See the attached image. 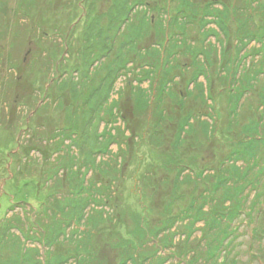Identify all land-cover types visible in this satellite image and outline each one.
Here are the masks:
<instances>
[{
    "label": "rangeland",
    "instance_id": "obj_1",
    "mask_svg": "<svg viewBox=\"0 0 264 264\" xmlns=\"http://www.w3.org/2000/svg\"><path fill=\"white\" fill-rule=\"evenodd\" d=\"M133 2L120 26L110 14L123 16L124 5L113 0H0V264H51L64 252L72 264H121L135 247L139 264H149L160 254L155 244H165V264H264V140H256L264 137V0ZM100 12L90 31L89 16ZM115 78V116L103 108L95 117ZM71 125L82 144L97 126L100 140L106 129L116 136L97 171L72 139L53 141L52 129ZM236 150L245 158L240 172ZM66 156L76 165L68 169ZM88 170L85 185L95 179L112 190L95 193L102 203L91 202L81 223L64 220L80 210L67 201ZM224 176L235 199L217 211L230 218L245 210L230 227L203 221L192 230L186 220L168 240L154 235L182 211L201 213L207 195L224 196L214 187Z\"/></svg>",
    "mask_w": 264,
    "mask_h": 264
},
{
    "label": "trees",
    "instance_id": "obj_2",
    "mask_svg": "<svg viewBox=\"0 0 264 264\" xmlns=\"http://www.w3.org/2000/svg\"><path fill=\"white\" fill-rule=\"evenodd\" d=\"M32 2H34V1H36V0H31ZM118 2L119 3V5H124V15L122 16L121 15V17L119 16V14H121V12H119L118 13V15H116L115 13H114V8H113V12H112V14H110V18L112 19V25H114V24H119L120 26L123 24V23H125L126 21H127V19H128V17H130V14H131V10H132V8L133 7H135L137 4L135 3V2H133V4H132V6L130 5V0H113V2ZM255 2H257V1H255ZM139 5V4H138ZM211 10H212V13H213V11H216L215 9H214V7L213 6H211ZM217 11H220V14H221V12L222 11H229V10H227L226 8H224V9H220V10H217ZM29 13V12H28ZM25 14H27L26 12L24 13V15ZM105 14V13H104ZM102 17H103V13H98V14H96L95 15V17H90L89 16V19L88 20H91L92 22L88 25V29H90V31H94V30H92V28H93V24L95 23L96 25L98 24V23H101L102 21ZM177 18V17H176ZM121 19V20H120ZM118 20V21H117ZM216 19H211L209 22H213V21H215ZM23 21H25L24 19H23ZM224 25H225V27H224V29L226 30V28H227V23H226V21L224 20ZM210 24H213V23H208V22H206V25H210ZM63 35V32H61V36ZM63 37V36H62ZM65 39H66V37H65ZM262 39H264V38H262ZM90 45H92V44H88L87 46H85V48L87 47L88 49H92V46H90ZM247 46V45H246ZM55 60V59H54ZM95 61H97V60H95ZM94 61V62H95ZM93 65V64H92ZM58 68V67H57ZM121 69V68H120ZM129 69V68H128ZM148 73H151V71H149ZM199 75H204L203 73H202V70L199 72V74H198V76ZM197 78V77H196ZM195 78V79H196ZM253 79H254V77L252 76V77H250V78H247V79H244L243 80V78L241 79V81H240V83L242 84V85H246V83L247 82H251V84H252V81H253ZM116 78H115V80H113L112 81V84H111V86L108 88V93L106 94V92L105 93H101V96L103 97V99H105V102H107L106 104H101L102 105V108H101V106H99L95 111H94V116L95 117H98L100 114V116H103V112H106V113H108V114H106L105 113V115H109V117H113V116H115V110L118 108V104H116L117 102L115 101V103H114V101L113 102H109V98H110V93L111 92H113V89H114V83L116 82ZM142 80V81H141ZM141 80H139V83H142V82H144V80L143 79H141ZM238 80V77L236 78V81ZM166 81V80H165ZM196 81V80H195ZM167 82H168V80H167ZM166 83V82H165ZM237 83H238V81H237ZM164 89H162L161 91L163 92L164 90H166V86L167 85H165L164 84ZM102 89V87H100L99 89H96L94 92V95L95 94H97L98 92H100V90ZM103 90V89H102ZM160 91V92H161ZM249 90H247L246 92H248ZM237 92V91H236ZM238 94L237 95H242V96H244V92H240L239 90H238ZM233 93H235V92H233ZM237 99H241V97H238ZM145 106V108L147 109V107H146V105H144ZM137 107V110H135V111H139V107H140V102H139V105H137L136 106ZM104 108V111L103 112H101V111H99L98 113H97V111L98 110H101V109H103ZM37 114V113H36ZM105 118L106 117H103V118H101V122L103 121V120H105ZM96 119H98V118H96ZM95 119V120H96ZM113 123V122H112ZM63 128H61L59 131H56L55 132V130H58V129H52L51 130V132L52 131H54L53 133L55 134V139L53 140V141H55V140H57V139H62V141H59L58 143H64V141H66L67 139H72V143L73 144H75L77 147H81V149H82V153H84L85 155L84 156H82V163L84 164V165H89L90 164V169L89 170H96L97 171V168L100 166V165H97L96 164V159H97V157H98V155L99 154H103V153H105V152H107V151H110L109 150V146L114 142V140L116 139V136L114 135V133H112L111 131H109V129H106L105 131H103V133H106V136L103 138V139H99V135H98V126H97V128H96V130L94 131V140L93 141H91V142H88L87 141V136H89L87 133H85L83 136H84V144L85 143H87V146L88 145H90V144H92L93 146H95V147H97V148H95L94 150H93V148L92 149H89L88 151H85L84 149H85V147H84V144H82V143H80L79 142V140H78V134H77V131H78V129H77V127L76 126H72L71 125V127L70 126H62ZM78 136V137H77ZM73 137H76V138H73ZM53 139V136L52 135H50L48 138H47V140H48V144L49 145H51V140ZM242 140H245V139H242ZM252 141H250L251 143H253V138L251 139ZM256 140H264V137L263 138H258V139H256ZM32 141V140H31ZM246 141H249V140H246ZM256 142V141H255ZM251 143H249V144H247L248 145V147L250 146V144ZM258 143H260L259 141H258ZM70 144L71 143H69L68 144V146H70ZM67 146V147H68ZM60 148H62V146H59V150H60ZM65 152V151H64ZM252 152V151H251ZM66 153V152H65ZM233 154H235V156L234 155H232V157L234 158L235 157V160H234V163H233V165H235V166H237V169L239 170V172L240 171H243V165L242 166H239V165H241V164H238L241 160L242 161H244V159L245 158H243V156H242V153L241 152H238V150H236V151H234L233 152ZM81 157V156H80ZM80 157H78L79 159V161H80ZM67 163H69V167H68V169L70 168V167H72V164L73 165H76L75 164V161H74V158H72L71 159V161H69V158H68V156H66V157H64L63 158ZM68 166V165H67ZM58 168H60V167H58ZM236 168V167H235ZM251 168H253L252 166H250V167H248V169H251ZM89 170H88V172L86 173V174H84L82 177H80L79 178V184L75 187V190L77 191L76 192V194H78V196L76 195V196H74V197H77L76 199H71L70 201H67V202H69V203H72V205H73V207L74 208H80V210H77V211H74V212H72V213H69V214H67V215H69V216H67L66 217V219H64V220H72L73 219V223H79L80 221H82L83 219H84V217H85V212H84V210L85 209H87V207H88V205L91 203V202H95L96 203V205H100L102 202H100L99 200H98V198H97V196H96V194L95 193H98L99 192V189H105L106 187H109L110 189L112 188L111 187V184H109V185H107L106 187H104V188H99L98 187V180H95V179H92L93 181H95L96 183L94 184V183H91V185H89L88 183L85 185V181H84V176L85 175H87L88 173H89ZM100 169H98V171H99ZM100 172H101V175H103V177H105V173H102V171L100 170ZM181 175H182V173H180L179 174V176L181 177ZM178 176V177H179ZM243 177V173H242V176H241V178ZM53 180H54V178L53 177H51ZM43 183H44V185H45V182L44 181H42ZM89 182V181H88ZM227 182H231L230 181V177H228V176H224V180H222L220 183H217V184H215V186L214 187H218V188H220V190L221 189H225L226 190V192H225V194H224V196H223V194L221 195V197H219V198H212V199H210L209 198V195H207L206 196V199H205V201H203L202 202V204H200L201 206L199 207V210L200 211H202L201 213H196V216H193L192 214H189V212H187V211H182V213L180 214V215H177V216H173V217H171L170 218V220H172V222H170V220H169V223H167L163 228H159V230H155V233H154V235L156 234V236L157 235H159L160 233H165V235H164V238H165V240H168V239H170L171 238V234H172V232H171V229L176 225V223L177 222H179V221H188L187 223L189 224V226L191 227V229L192 230H194V229H197L196 227H195V225L198 223V222H203L204 221V223H205V226L207 227V228H220L221 227V225H222V223H226V225H227V227H230L231 225V223L232 222H230V220L234 217V216H236V215H238V213H237V211L238 212H240V214L241 213H244L245 212V210L243 209V208H241V207H238V209H237V211L236 210H234V213L235 214H233V216H231L230 218H225V217H223V216H221V215H223L224 214V211H222V213L220 214L219 212V210L217 211V209L218 208H220V207H222L223 209H226V208H228V206H226L227 205V202H229L230 201V203H233L234 202V200H233V198L235 197H233L232 195H230V187H228V188H226L227 186H229L230 185V183H227ZM42 183V184H43ZM112 190V189H111ZM74 192V191H73ZM72 197V196H71ZM102 199V198H101ZM235 199V198H234ZM232 201V202H231ZM111 201H110V199H107L106 201H105V203H109L108 205H111L112 203H110ZM237 202H238V204L240 203V200H237ZM238 204H237V206H238ZM207 205H212L211 206V209H208V210H206V206ZM213 205H214V207H213ZM220 205V206H219ZM240 206V205H239ZM213 207V208H212ZM234 208H235V206H234ZM236 209V208H235ZM67 210H69V207L67 206ZM66 210V211H67ZM213 213H215V215H216V218H215V220L213 221L212 220V223L210 222L211 220H210V218L212 217V215H213ZM227 216V215H226ZM238 217V216H237ZM236 217V218H237ZM75 220V221H74ZM233 220V219H232ZM70 223V222H69ZM81 223V222H80ZM88 223V222H87ZM83 224V223H82ZM69 226H71V223L69 224ZM193 227H194V229H193ZM201 228V227H200ZM205 228V227H204ZM198 230V229H197ZM200 230V229H199ZM256 231H257V228H254V233H256ZM264 231V230H263ZM170 234V235H169ZM175 234L173 233V236H174ZM173 236H172V238H173ZM223 237V236H222ZM84 241V240H83ZM155 241V240H154ZM155 242H157V241H155ZM169 244V242L167 243V245ZM224 244V242H223V240H222V242L221 243H219V246H218V249H220V246L221 245H223ZM163 245H165V244H163ZM163 245H160V244H155V246H153L152 248L154 249V250H159V252H160V254L158 255L157 253L154 255V257L153 258H158L159 260L161 259L162 261H164L163 263H160V264H165V262L168 260L167 259V256H164L163 255V253L162 252H164L163 250H162V247L161 246H163ZM6 246V245H5ZM89 243H85L84 244V247H80L79 248V250L81 249H83L82 251L80 250V252H85V254L84 253H82V254H79V256L80 255H82V256H80V259H82V260H89V259H87V254L89 253V251H90V248H89ZM173 246V245H172ZM164 249V248H163ZM137 247H135L134 249H133V254L132 255H130L129 256V258H126V259H124L123 260V262H121V264H139V262L137 261V258H136V253H137ZM221 251H223L224 249H220ZM221 251H220V253H221ZM172 253H174V252H172ZM66 253L64 252L62 255H63V259H61V260H58L57 262H54V263H51V264H72L70 261L72 260V259H75V258H72L71 259V257L69 256V255H65ZM67 256V257H66ZM78 256V257H79ZM78 257H77V259H78ZM171 257V256H170ZM156 259H152L151 257H149V258H146L145 259V261H148L149 262V264H153L154 263V261L156 260ZM167 259V260H166ZM52 261L54 260V259H51ZM78 264H80V263H78ZM141 264V263H140ZM143 264H146V262H144Z\"/></svg>",
    "mask_w": 264,
    "mask_h": 264
}]
</instances>
